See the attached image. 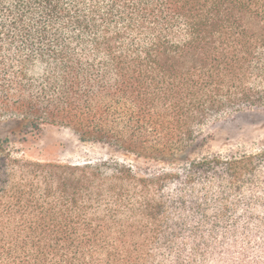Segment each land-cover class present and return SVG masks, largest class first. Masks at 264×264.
<instances>
[{
  "label": "trees",
  "instance_id": "trees-1",
  "mask_svg": "<svg viewBox=\"0 0 264 264\" xmlns=\"http://www.w3.org/2000/svg\"><path fill=\"white\" fill-rule=\"evenodd\" d=\"M264 108V0H0V120L155 161ZM0 264H264V150L139 174L0 138Z\"/></svg>",
  "mask_w": 264,
  "mask_h": 264
},
{
  "label": "rangeland",
  "instance_id": "rangeland-1",
  "mask_svg": "<svg viewBox=\"0 0 264 264\" xmlns=\"http://www.w3.org/2000/svg\"><path fill=\"white\" fill-rule=\"evenodd\" d=\"M10 138L28 159L84 164L116 162L131 166L139 174L181 169L189 161L214 154L264 150V108L249 109L206 126L190 155L177 161H155L116 147L82 142L70 130L44 125L38 132L18 119L0 120V138Z\"/></svg>",
  "mask_w": 264,
  "mask_h": 264
}]
</instances>
